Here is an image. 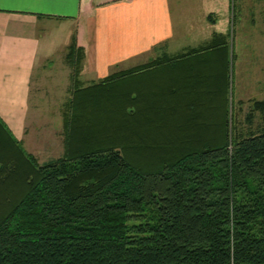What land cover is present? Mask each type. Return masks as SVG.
Returning <instances> with one entry per match:
<instances>
[{
  "label": "trees",
  "instance_id": "obj_1",
  "mask_svg": "<svg viewBox=\"0 0 264 264\" xmlns=\"http://www.w3.org/2000/svg\"><path fill=\"white\" fill-rule=\"evenodd\" d=\"M116 80L76 88L45 165L0 119V264H264V100L242 128L226 99L148 120L117 109Z\"/></svg>",
  "mask_w": 264,
  "mask_h": 264
},
{
  "label": "crops",
  "instance_id": "obj_2",
  "mask_svg": "<svg viewBox=\"0 0 264 264\" xmlns=\"http://www.w3.org/2000/svg\"><path fill=\"white\" fill-rule=\"evenodd\" d=\"M228 11V0H0V119L45 165L65 154L64 109L76 88L112 77L122 112L147 111L150 120V111L172 117L193 109L218 117L230 55L190 52L230 43L219 24ZM190 33L195 46H183L178 38Z\"/></svg>",
  "mask_w": 264,
  "mask_h": 264
},
{
  "label": "rangeland",
  "instance_id": "obj_3",
  "mask_svg": "<svg viewBox=\"0 0 264 264\" xmlns=\"http://www.w3.org/2000/svg\"><path fill=\"white\" fill-rule=\"evenodd\" d=\"M228 6L227 23H219L227 26L231 45L226 100L235 124L242 128L246 127V117L253 105L249 100L264 98V0H228ZM194 39L192 33L178 38L183 46H195ZM220 104L225 108L223 98Z\"/></svg>",
  "mask_w": 264,
  "mask_h": 264
}]
</instances>
